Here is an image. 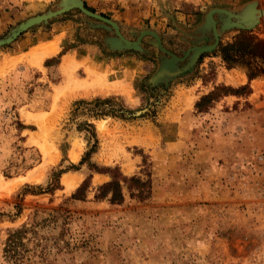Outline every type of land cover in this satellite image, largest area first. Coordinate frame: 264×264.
Segmentation results:
<instances>
[{"label": "rangeland", "instance_id": "obj_1", "mask_svg": "<svg viewBox=\"0 0 264 264\" xmlns=\"http://www.w3.org/2000/svg\"><path fill=\"white\" fill-rule=\"evenodd\" d=\"M81 2L128 40L155 32L180 72L150 84L154 38L110 49L112 26L75 7L0 46V264H264V171L247 165L264 141V15L239 29L213 13L199 29L212 8L264 0ZM59 3L0 0V39ZM213 43L183 68L192 47ZM257 77L248 100L238 82ZM107 168L126 178L113 201L101 195Z\"/></svg>", "mask_w": 264, "mask_h": 264}, {"label": "water", "instance_id": "obj_2", "mask_svg": "<svg viewBox=\"0 0 264 264\" xmlns=\"http://www.w3.org/2000/svg\"><path fill=\"white\" fill-rule=\"evenodd\" d=\"M75 7L78 8L83 14L86 16H89L91 18L98 19L102 22L108 23L110 26H112L115 36H108L104 39V42L106 43L107 47L110 49L115 50H123V49H140L139 45V39L143 34H149L151 35L154 40L152 41V44L156 46L161 52V58L159 60V63L153 72V74L149 78L150 84H156L158 81H166L169 78L174 77L177 73L180 72L179 67L177 66V63L181 61L183 58L177 57L174 54L167 51L160 43V39L158 35L151 31V30H143L140 32L136 40H128L124 38L119 30L118 26L115 22L108 20L104 17H102L99 14H96L94 12H91L90 10L86 9L81 0H60V3L58 5V8L55 10H49L46 13L39 14L33 17H30L26 19L25 21L21 22L16 28L10 31L9 35H7L4 38L0 39V46L10 42L14 37H16L21 31L29 28L30 26L44 22L48 18L58 16L62 14L63 12L67 11L68 9ZM213 13H221L225 14V22L223 23L227 27L234 26L239 29H250L256 24L259 20V17L261 15H264V7L263 8H257L254 2L247 3L242 8L237 10L236 12H232L227 9H221V8H212L210 9L205 17V21L200 26V30L202 31L207 26L211 25L214 27V20L212 18ZM209 15V17H208ZM233 19V20H232ZM100 26H103L105 28H108L106 25L100 23ZM217 40V39H216ZM215 43L213 44H204L200 46H194L191 48L190 53H186L185 58L187 59V62L185 63L183 68H187L191 66L195 59L198 57V55L204 51L210 50L213 48ZM163 54H167V56H164Z\"/></svg>", "mask_w": 264, "mask_h": 264}, {"label": "trees", "instance_id": "obj_3", "mask_svg": "<svg viewBox=\"0 0 264 264\" xmlns=\"http://www.w3.org/2000/svg\"><path fill=\"white\" fill-rule=\"evenodd\" d=\"M251 45L253 47H256L258 45V42H252L249 41L248 45ZM247 46V45H246ZM264 56V55H263ZM107 171L110 174V181L106 182L105 184L101 185V195L106 194L108 191L111 192V197L110 199L113 201L115 199V195L117 194L118 189L120 188L119 185V180H125L126 178L120 173L118 172V170L116 168H107ZM81 189V187H80ZM18 237V232H14L10 235V237L8 238V250L10 249V247H12L13 245H15L16 243V239Z\"/></svg>", "mask_w": 264, "mask_h": 264}, {"label": "bare ground", "instance_id": "obj_4", "mask_svg": "<svg viewBox=\"0 0 264 264\" xmlns=\"http://www.w3.org/2000/svg\"><path fill=\"white\" fill-rule=\"evenodd\" d=\"M208 17H209V15H208ZM52 41V40H51ZM49 42L48 44H49V46H47V45H45V46H43L42 47V52H41V56L42 55H47V54H49V53H51V52H53V50H54V48H55V44H58L59 43V38H54L53 39V41L52 42ZM47 46V47H46ZM74 61H75V52H68L66 55H64L63 57H62V60H61V68H62V71L63 72H69V69L70 68H72V66H73V63H74ZM76 64V63H75ZM82 67L84 68V72H85V74H87V75H90V74H92L93 72H94V69L91 67V66H88V65H86V63H84L83 65H82ZM96 68V67H95ZM105 72V71H104ZM255 84V83H254ZM83 86H85V81H84V84H82ZM256 85V84H255ZM257 87V86H256ZM106 91V90H105ZM108 91V90H107ZM102 94H103V92H104V90H101L100 91ZM98 93V92H97ZM72 156H73V158H75V157H77V153H74L73 151H72Z\"/></svg>", "mask_w": 264, "mask_h": 264}, {"label": "built area", "instance_id": "obj_5", "mask_svg": "<svg viewBox=\"0 0 264 264\" xmlns=\"http://www.w3.org/2000/svg\"><path fill=\"white\" fill-rule=\"evenodd\" d=\"M262 137L264 140V133H262ZM247 165L251 167V172L253 173L256 171H264V141L263 146L259 149H253L251 151L250 159H247Z\"/></svg>", "mask_w": 264, "mask_h": 264}, {"label": "crops", "instance_id": "obj_6", "mask_svg": "<svg viewBox=\"0 0 264 264\" xmlns=\"http://www.w3.org/2000/svg\"><path fill=\"white\" fill-rule=\"evenodd\" d=\"M58 46H59V44L55 47V49H54L53 52H51L50 54H48V55H46V56H49V55L53 54V53L57 50ZM69 52H70V51H69ZM66 54H67V53H66ZM66 54H65V55H66ZM46 56H45V57H46ZM259 80H263V78H261V77H257V78H255V79H251V80H248V81H247V79H246V80L243 79V80H241V81L238 82V83H244L245 81L248 82V84H249V86H250V88H251V91L249 92V94H248V96H247V99H248V100H251V98H252L253 95H256V94L258 95V94L260 93V91L262 90V89L258 86V84H256V82H254V81H257V82H258ZM253 82H254L256 85H255ZM259 82H260V81H259ZM256 86H257L258 88H257ZM101 90H102V89L100 88V90H98V91H101ZM223 98H224L223 101H225V102H228V101H229V100L227 99V96H224ZM262 100H263V99H262Z\"/></svg>", "mask_w": 264, "mask_h": 264}]
</instances>
